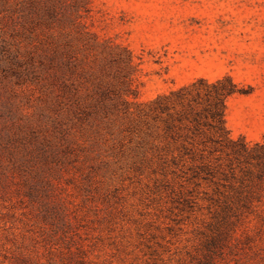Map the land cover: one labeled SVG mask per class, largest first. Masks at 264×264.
<instances>
[{
  "label": "rangeland",
  "instance_id": "374dc122",
  "mask_svg": "<svg viewBox=\"0 0 264 264\" xmlns=\"http://www.w3.org/2000/svg\"><path fill=\"white\" fill-rule=\"evenodd\" d=\"M226 76L262 142L264 0H0V264H264L257 179L144 152L140 105Z\"/></svg>",
  "mask_w": 264,
  "mask_h": 264
},
{
  "label": "trees",
  "instance_id": "16d2710c",
  "mask_svg": "<svg viewBox=\"0 0 264 264\" xmlns=\"http://www.w3.org/2000/svg\"><path fill=\"white\" fill-rule=\"evenodd\" d=\"M247 94L226 76L216 82L198 79L140 105L143 108L138 116L146 137L144 152L166 166L188 169L192 179L220 178L233 186L248 183L252 187L257 179L264 190V140L254 144L244 138L234 140L227 127L228 100ZM248 195L238 198V204H252L258 199ZM235 207L239 210L245 206Z\"/></svg>",
  "mask_w": 264,
  "mask_h": 264
}]
</instances>
